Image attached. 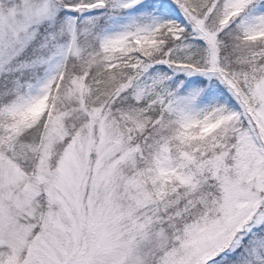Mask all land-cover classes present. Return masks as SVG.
Here are the masks:
<instances>
[{"label": "snow or ice", "instance_id": "1", "mask_svg": "<svg viewBox=\"0 0 264 264\" xmlns=\"http://www.w3.org/2000/svg\"><path fill=\"white\" fill-rule=\"evenodd\" d=\"M0 264H264V0H0Z\"/></svg>", "mask_w": 264, "mask_h": 264}]
</instances>
